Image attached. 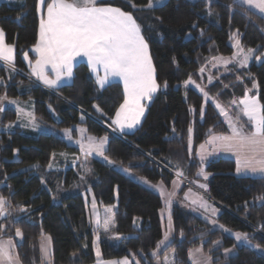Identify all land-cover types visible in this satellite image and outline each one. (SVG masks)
I'll return each mask as SVG.
<instances>
[{
  "label": "trees",
  "instance_id": "1",
  "mask_svg": "<svg viewBox=\"0 0 264 264\" xmlns=\"http://www.w3.org/2000/svg\"><path fill=\"white\" fill-rule=\"evenodd\" d=\"M50 2L44 0V8ZM37 4L0 2V29L14 47L18 71L0 65V96L31 99L36 120L61 129L42 133L17 126L0 133V199L16 215L0 228V238L14 237L21 263L40 264L43 235L51 239L52 264L93 263V229L83 197L92 194L100 207L115 205L112 228L98 231L104 259L131 253L140 264H191L190 251L201 247L213 264H264V175H237L232 159L198 155L209 137L229 132L211 103L190 87L191 82L203 86L232 108L256 81L264 138V59L256 60L264 53V18L234 0H166L154 7H146L148 0L98 2L133 17L154 68L156 88L140 125L120 134L112 127L125 98L119 82L99 87L84 62L74 66L70 83L53 91L21 75L27 71L24 58L35 59L31 48L38 40ZM232 36L242 47L257 49L250 64L201 74L212 56L232 52ZM16 119L6 107L0 124ZM78 126L90 136L106 138L103 156L111 164L93 157L82 164L78 147L59 134L69 129L74 135ZM244 129L252 132L248 124ZM175 178L181 182L177 201L167 206L153 189L133 180L169 189ZM195 195L219 210L211 221L215 226L192 212ZM164 211L173 226L165 244ZM220 226L243 233L247 244L237 245ZM231 247L234 255L221 256Z\"/></svg>",
  "mask_w": 264,
  "mask_h": 264
},
{
  "label": "rangeland",
  "instance_id": "2",
  "mask_svg": "<svg viewBox=\"0 0 264 264\" xmlns=\"http://www.w3.org/2000/svg\"><path fill=\"white\" fill-rule=\"evenodd\" d=\"M51 1L52 4L49 6V8L53 5V3H56L55 1L62 2L63 0ZM165 1L166 0H148V4L146 7L158 6L163 4ZM234 1L264 18V0ZM42 8H44V0H38V15L39 13H41L40 10ZM55 9L57 8L55 7L48 13H53ZM122 15L126 18L128 22L124 20L120 22L119 20H117L116 26L111 25L109 27L111 34L113 36H116L117 41L120 42V51L116 55V61H119V63H121L123 67L121 70L118 69L119 74L116 78L128 80V87H123L125 98L123 100V103L119 107L117 114L112 120L113 129L120 134L130 132L140 125V122L145 114L146 106L150 102V97L154 93L152 89L156 88L153 64L151 62L147 44L144 41L140 29L133 17L127 13H123ZM39 18V28H45L49 24L51 25V29L54 26V31L60 32L61 35L70 36V40H67V45H70L72 41L78 39L75 43L79 45L77 55H84L86 52L84 51V48L93 47V44L95 43V40L91 39L88 41V43L84 41L86 40L85 32H80L72 26V23L76 20H72L70 24L63 21H56L54 24L50 20H46L45 25H43V19L40 17V15ZM69 30H72V32L69 33ZM106 30L107 29L105 28L104 32H106ZM110 41H113L112 38L110 39ZM228 43L232 48V52L227 55L212 56L202 68L206 72L200 70L201 74H209L213 70H218L220 72L227 71L232 66L238 68H245L254 59L257 50L256 48L254 49L242 47L238 38L234 36L230 38ZM110 51L111 49L109 47V54H107L109 56L105 60L107 62H111L110 60H108L110 57ZM263 59L264 53L261 57H256L257 62H260ZM0 61L3 63L0 64L3 67L9 68V70L17 72L15 71L14 66H8L7 63H4L2 59H0ZM21 75L27 77L25 73L23 74L21 72ZM138 81L139 83L137 85ZM190 87L197 90L203 95L205 103H211V105L225 124L228 132H238L239 130L244 129L248 124L252 128L251 134L262 136L263 118L261 104L258 98V87L256 81H253L252 85L246 88L243 96L236 98V100L233 102L232 108H226L214 97L207 94L205 87L195 84L193 82H191ZM44 88L49 91H53V89L47 87ZM51 88L55 89L57 87ZM3 105H6V107L12 109L17 114V119L15 123H9L8 125L0 124V133L13 131L16 129L17 126H24L35 130L36 132L42 133H50L52 131L61 130L56 128L53 124H50L48 122L46 123L41 120H36L33 113V101L31 99L21 100L15 98H8L4 95L0 96V117L4 114L6 110L5 108L3 111H1ZM59 134L69 145L78 147V149L80 150L79 160L83 162L82 164L86 163L87 161L89 162V159L92 157L111 164V161L103 156V150L105 149L107 142L106 138H96L90 136L87 134L85 128L82 126H78L76 128V134L74 135L69 129H62ZM203 154L205 155L207 153ZM82 169L84 170L85 166H83ZM126 174L130 175V177L132 176L131 173L129 174L126 172ZM133 180L140 184H147L149 188L153 189L156 193L161 196L163 200L162 203L165 206L174 204L177 201L176 193L178 185L179 183H181L180 180H178L177 178H175L173 187L169 189H167L162 183H159L156 186L152 187V185L140 179ZM198 186L203 189L205 188L203 183L201 182L198 183ZM83 197L88 211V223L93 229L92 249L94 261L91 264H140L139 258L135 257L131 253L119 258L104 259L102 257L99 246L101 237L99 236L98 231L107 232L112 228V214L114 212L115 205L100 207L99 205H97L92 194H89L87 196L84 194ZM192 198L194 206L199 207V205L203 203V200L197 197L196 195ZM13 212L14 213L11 214L4 200L0 199V217H6V213L8 214L7 220L5 219V221H2L0 224V228L2 230L7 227V221H10L16 216L15 211ZM2 218L0 220H2ZM205 221L209 222L213 220L205 217ZM162 223L164 229V238L162 243L165 244L169 241V238L173 232L171 216L170 214L167 215L165 211L162 214ZM209 224L215 226V223ZM220 227L222 231L229 234L230 237H233L235 239L237 245L247 244L246 238L243 233L232 232L222 226ZM94 228H96V230ZM11 240H0L1 260L3 264H22L19 256L17 255L16 247L15 253L13 254L14 247L12 243L13 240ZM16 240L17 242H19L18 239ZM38 244L41 257L40 264H52V248L50 237L48 235H43L40 238ZM3 246L7 247V249L3 250ZM5 252H8V254L12 253V255L9 256L7 254L6 256H4L3 254ZM235 253L236 248L231 247L222 250L221 256H223L224 258H229ZM189 261L191 264H213L211 256L205 254L201 247L194 248L190 251Z\"/></svg>",
  "mask_w": 264,
  "mask_h": 264
},
{
  "label": "crops",
  "instance_id": "3",
  "mask_svg": "<svg viewBox=\"0 0 264 264\" xmlns=\"http://www.w3.org/2000/svg\"><path fill=\"white\" fill-rule=\"evenodd\" d=\"M1 1L15 2L16 0ZM100 1L105 0L55 1L56 3H53L49 8L52 4L51 1L47 7L40 10L39 15L43 19V25H45L46 20H50L54 24L56 21L70 24L72 20H76L72 26L80 32H85L86 40L84 41L88 43L91 39L95 40V43L93 47L84 48L86 52L80 56L77 55L79 45L75 44L78 39L67 45L70 36L61 35L60 32L54 31V26L51 29V25L48 24L45 28H39L37 43L31 48V53L35 59L31 61L30 57L24 58L27 67L25 75L29 79L42 87L54 89L51 87L70 83L74 66L79 62H84L89 66L90 73L99 87L110 82H119L122 87H128V80L116 78L119 74L118 69L121 70L123 67L119 61H116V55L120 51V42L117 41L116 36L111 34L109 29L111 25H117V20L120 22L122 20L128 21L119 10L107 5H98ZM55 7L57 9L53 13H48ZM105 28L107 29L106 32H104ZM71 32L72 30H69V33ZM111 38L113 41H110ZM109 47L111 51L108 60L111 62L105 61L109 56L107 55L109 54ZM0 59L8 66H14V47L5 42L4 33L1 29ZM138 83L139 81L137 85ZM152 90L154 91L155 88ZM203 153L207 154L204 155ZM198 155L201 158L227 157L232 159L235 162L237 175L252 177L264 175V138L246 132L245 129L209 137L206 145L199 147ZM142 185L148 187L145 183ZM192 209L195 210L192 212L202 216L204 220L205 217L213 219L219 214V210L214 205H209L205 201L199 207L195 206ZM208 223L214 222L209 221ZM0 240H11L14 247L13 254L15 253V239L2 237ZM6 249L7 247L3 246V250ZM7 254L8 252H5L3 255L6 256ZM8 255L10 256L12 253ZM0 263L3 264L1 256Z\"/></svg>",
  "mask_w": 264,
  "mask_h": 264
},
{
  "label": "water",
  "instance_id": "4",
  "mask_svg": "<svg viewBox=\"0 0 264 264\" xmlns=\"http://www.w3.org/2000/svg\"><path fill=\"white\" fill-rule=\"evenodd\" d=\"M5 108H6V105H3L2 108H1V111H3Z\"/></svg>",
  "mask_w": 264,
  "mask_h": 264
},
{
  "label": "built area",
  "instance_id": "5",
  "mask_svg": "<svg viewBox=\"0 0 264 264\" xmlns=\"http://www.w3.org/2000/svg\"><path fill=\"white\" fill-rule=\"evenodd\" d=\"M0 64H3V63L0 61Z\"/></svg>",
  "mask_w": 264,
  "mask_h": 264
},
{
  "label": "clouds",
  "instance_id": "6",
  "mask_svg": "<svg viewBox=\"0 0 264 264\" xmlns=\"http://www.w3.org/2000/svg\"><path fill=\"white\" fill-rule=\"evenodd\" d=\"M15 71H17L16 69H15ZM18 72V71H17Z\"/></svg>",
  "mask_w": 264,
  "mask_h": 264
}]
</instances>
